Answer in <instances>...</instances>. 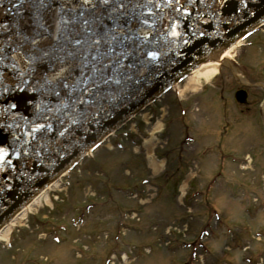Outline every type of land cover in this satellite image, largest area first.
<instances>
[{
  "label": "rangeland",
  "instance_id": "obj_1",
  "mask_svg": "<svg viewBox=\"0 0 264 264\" xmlns=\"http://www.w3.org/2000/svg\"><path fill=\"white\" fill-rule=\"evenodd\" d=\"M243 44L85 157L16 224L11 251L0 242V264H104L111 250V264H264V33Z\"/></svg>",
  "mask_w": 264,
  "mask_h": 264
},
{
  "label": "water",
  "instance_id": "obj_2",
  "mask_svg": "<svg viewBox=\"0 0 264 264\" xmlns=\"http://www.w3.org/2000/svg\"><path fill=\"white\" fill-rule=\"evenodd\" d=\"M263 22L264 0H0V227Z\"/></svg>",
  "mask_w": 264,
  "mask_h": 264
},
{
  "label": "bare ground",
  "instance_id": "obj_3",
  "mask_svg": "<svg viewBox=\"0 0 264 264\" xmlns=\"http://www.w3.org/2000/svg\"><path fill=\"white\" fill-rule=\"evenodd\" d=\"M240 46L241 44L237 43L231 49H228L224 53L204 63L202 66L192 72V76L188 78V81L192 79L207 80L210 77V79H213L219 72V68L221 67V65L223 63L228 64V60H232L231 53L233 52V50ZM151 166L155 170L158 167V164L152 159ZM60 178L61 174L56 177L57 180L55 179L54 181L46 185L35 197L32 198V201H29L26 205L20 208L11 219H9L5 224L0 227V242L6 241L10 232L16 226V224H22L27 218L28 214H31L32 210L36 209V207L41 203L48 202V192H50L51 189H56L60 186Z\"/></svg>",
  "mask_w": 264,
  "mask_h": 264
},
{
  "label": "flooded vegetation",
  "instance_id": "obj_4",
  "mask_svg": "<svg viewBox=\"0 0 264 264\" xmlns=\"http://www.w3.org/2000/svg\"><path fill=\"white\" fill-rule=\"evenodd\" d=\"M243 87H244V85H243ZM242 86H239V90L240 89H243V90H245V92L247 93V97H248V92H247V90L245 89V88H243Z\"/></svg>",
  "mask_w": 264,
  "mask_h": 264
},
{
  "label": "snow or ice",
  "instance_id": "obj_5",
  "mask_svg": "<svg viewBox=\"0 0 264 264\" xmlns=\"http://www.w3.org/2000/svg\"><path fill=\"white\" fill-rule=\"evenodd\" d=\"M3 152V150L2 149H0V153H2Z\"/></svg>",
  "mask_w": 264,
  "mask_h": 264
}]
</instances>
